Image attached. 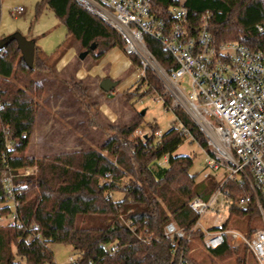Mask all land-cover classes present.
Here are the masks:
<instances>
[{
  "label": "trees",
  "instance_id": "obj_1",
  "mask_svg": "<svg viewBox=\"0 0 264 264\" xmlns=\"http://www.w3.org/2000/svg\"><path fill=\"white\" fill-rule=\"evenodd\" d=\"M152 12L172 20L171 10L184 6L198 24L201 15L211 13V32L216 44L240 42L264 51V35L256 32L264 21V0H150ZM3 0H0V21ZM51 10L65 25L68 37L101 60L125 43L114 29L80 7L74 0H42L36 11L39 18ZM146 45L159 65L169 70L173 59L162 45L149 36ZM96 49L93 51L92 46ZM34 67L22 59L15 42L0 50V218L13 214L12 204L2 182L4 157L13 174L20 225L0 226V264H56L49 244L72 246L79 252L70 264H178L182 249L186 262L194 264L188 254L191 242H177L165 237L166 224L175 221L182 229L192 228L196 213L190 203L209 200L217 189L214 177L197 183L191 174L194 160L176 156L187 135L171 129L160 138L133 137L143 119L120 129L101 150L89 149L53 158L27 156L36 124L38 99L44 91L32 78L38 67L47 70V62L36 48ZM132 62L139 65L136 57ZM146 94L162 95L163 86L147 72ZM164 102L169 105V98ZM175 118L187 130L192 141L210 153L207 140L190 118L175 111ZM8 144L12 145L8 150ZM167 158V165L160 162ZM36 168V173L22 176L20 171ZM237 200L247 191L228 186ZM117 194L123 195L121 199ZM259 214L254 207L243 213L232 208L222 229L235 221L253 220ZM130 222L131 226L127 225ZM251 237L257 230L240 227ZM37 235L40 238L37 239ZM196 236L200 240L202 233ZM117 248L110 255L107 247ZM179 246L177 254L173 250ZM239 248L230 244L213 251L219 258H229ZM257 263L253 255H251Z\"/></svg>",
  "mask_w": 264,
  "mask_h": 264
},
{
  "label": "built area",
  "instance_id": "obj_2",
  "mask_svg": "<svg viewBox=\"0 0 264 264\" xmlns=\"http://www.w3.org/2000/svg\"><path fill=\"white\" fill-rule=\"evenodd\" d=\"M74 1L116 31L125 43V53L139 61L138 77L146 80L148 71L155 72L164 88L158 100L168 97V109L184 112L207 140L210 153L206 152L208 171L204 178L214 177L218 187L209 200L196 198L190 203L198 217L192 228L182 229L171 221L165 226V237L191 242L202 233L204 250L213 252L227 243L235 248L241 246L258 264H264V51L240 42L216 44L209 12L194 24L184 6L172 8V20H168L152 12L150 0ZM23 11L19 7L14 14ZM255 30L264 35V21ZM146 36L159 42L173 59L169 70L163 69L149 51ZM179 130L192 139L180 122ZM11 148L8 144L7 149ZM3 163L2 182L13 214L0 218V226H6L5 222L20 225L15 194L20 187L14 183L16 175L7 157ZM160 165H167V158ZM31 174L28 169L21 175ZM229 185L245 189L247 194L234 200ZM219 196L231 203L229 211L236 208L247 213L254 207L262 228L249 237L237 230L222 229L225 222L219 220L205 226L204 217L210 216ZM107 249L111 256L117 250L112 246ZM178 250L179 246H175L174 254ZM178 264H189L184 249Z\"/></svg>",
  "mask_w": 264,
  "mask_h": 264
},
{
  "label": "rangeland",
  "instance_id": "obj_3",
  "mask_svg": "<svg viewBox=\"0 0 264 264\" xmlns=\"http://www.w3.org/2000/svg\"><path fill=\"white\" fill-rule=\"evenodd\" d=\"M41 2L3 0L0 21V40L15 33L25 36L35 42L48 65L47 70L38 67L32 77L43 88L44 94L37 101L36 124L27 156L53 158L89 149L101 150L112 137L118 135L120 129L141 119L143 123L133 137L148 138L154 134L153 128L159 131L158 138L171 129L179 130L175 111H170L164 102L166 96L158 100L163 93L146 94L147 84L138 77L140 65L132 62L124 49H115L101 60L94 55L81 60L80 54L86 51L68 37L65 25L51 10L45 9L36 18ZM19 7L24 11L14 14V9ZM150 71L154 82L163 86L156 73ZM107 79L117 83L116 89L110 93L100 89L101 82ZM175 155L193 158L191 174L198 175L197 183L204 180L208 171L205 166L207 153L197 142L187 139ZM28 169L32 170V174L36 173V168ZM25 170L20 173L24 174ZM116 197L121 199L123 195L117 194ZM230 206L226 198L219 196L212 205L210 216L204 217L205 226L217 220L226 222ZM4 224L7 226V222ZM127 225L131 226V223ZM231 225L228 229L248 235V231L243 232L240 227L251 226L258 231L262 228V221L258 216L253 220L243 219L238 224L239 228L235 221ZM48 247L56 264H70L78 260L79 252L69 244H49ZM191 247L188 254L194 264H256L245 247H237L239 249L231 257L224 259L204 250L198 236L191 241Z\"/></svg>",
  "mask_w": 264,
  "mask_h": 264
},
{
  "label": "water",
  "instance_id": "obj_4",
  "mask_svg": "<svg viewBox=\"0 0 264 264\" xmlns=\"http://www.w3.org/2000/svg\"><path fill=\"white\" fill-rule=\"evenodd\" d=\"M13 42L17 44V47L21 52L22 59L24 60L25 64L30 69H32L34 67L35 54L37 53L35 42L25 38V36H22L19 33H15L11 36H8L0 40V50L6 49ZM95 49L96 46L93 45L92 50L94 51ZM89 55H90L89 52L87 51L83 52L80 54V59L85 60ZM100 86H101L100 89L104 93H110L116 89L117 83L107 79L102 81ZM144 114L145 111L142 112V115Z\"/></svg>",
  "mask_w": 264,
  "mask_h": 264
},
{
  "label": "crops",
  "instance_id": "obj_5",
  "mask_svg": "<svg viewBox=\"0 0 264 264\" xmlns=\"http://www.w3.org/2000/svg\"><path fill=\"white\" fill-rule=\"evenodd\" d=\"M37 48V47H36Z\"/></svg>",
  "mask_w": 264,
  "mask_h": 264
}]
</instances>
